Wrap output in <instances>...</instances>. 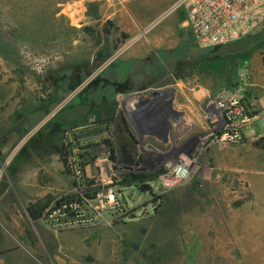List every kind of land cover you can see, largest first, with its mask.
<instances>
[{
	"label": "rangeland",
	"instance_id": "obj_1",
	"mask_svg": "<svg viewBox=\"0 0 264 264\" xmlns=\"http://www.w3.org/2000/svg\"><path fill=\"white\" fill-rule=\"evenodd\" d=\"M175 2L0 0V143L54 99V78L84 74L103 54L128 59L134 48L193 57L184 73L200 111L188 142L168 138L169 129L159 140L146 132L139 166L122 162L112 131L102 152L88 151L83 160L87 139L76 135L91 104L79 103L84 83L63 90L61 106L77 104L60 115L71 125L59 134L50 126L37 137V127L26 128L8 152L0 147V264H264V46L193 48L192 32L181 23L186 12ZM241 83L250 120L238 140L224 144L211 106L219 91ZM69 141L65 161L57 149ZM194 149L190 176L165 186L170 154Z\"/></svg>",
	"mask_w": 264,
	"mask_h": 264
},
{
	"label": "flooded vegetation",
	"instance_id": "obj_2",
	"mask_svg": "<svg viewBox=\"0 0 264 264\" xmlns=\"http://www.w3.org/2000/svg\"><path fill=\"white\" fill-rule=\"evenodd\" d=\"M244 44L246 43L236 42L235 46L236 48H240ZM190 45L198 50L201 48L196 44V42L194 45ZM148 54L149 55L146 54L143 57L129 58L125 60L114 57V59H111L110 61V58L103 54V57L100 59L101 64L91 65L89 68L86 67L84 74H64L59 78L56 75L57 78H54V83L57 93L54 99L49 98L45 101V103L43 101V103L38 106L35 111L31 112L24 120L19 123L18 127L12 128L5 133L0 143V147L3 148V154L14 147L16 142L19 141L21 137L29 133L26 128L34 129L37 127V129H35L33 132V134L37 133V137L50 126H53L59 130V134L61 130L64 129L65 123L67 125H71V121H67V123L64 118L60 117V115L68 108H70L68 110L70 111L71 108L77 104H73L74 100H70L67 101L68 103L66 102L61 106L62 100L57 99V97L62 95L63 90L70 91L72 85H77L76 87H78L79 84L81 85L83 83L84 93L81 95L82 98L79 103L91 104L87 113V122H83L84 125H80L82 129L80 133L76 135L80 138L87 139V143L83 145L82 148H80L85 152V154L83 153V155H80L83 160L84 157L87 156L88 151H93L95 154L102 152V147L108 143V141H104L103 136L104 134H109L110 131H112V136L117 140V151L123 155L122 162H124L125 165H131L132 167L139 166L143 162V160L136 157V154L138 150L141 152L144 149V141L146 140L144 136L146 135V132L149 131V125H153L156 129L160 127L164 133L162 137H156L158 140L160 138H167L166 136L170 133L171 136L168 135V138L170 137V139L173 141H190V139L193 138L195 134L193 137H190L189 133L191 131L197 130L199 125H190L191 123L187 122L186 124L190 125L189 127L181 123L180 125H176V123L173 122L174 118H178V121L179 119L182 120V117L180 116V113H177L179 112L177 109H175V111L173 110L174 108L172 101L169 102L165 100H159L158 103L156 102V104L152 105L148 102L142 103L135 101L133 96L134 92L146 90L150 87H166L173 85L179 79H183V77L187 80L189 75L188 73H184L185 62L192 61L194 58H181L178 56V54L166 55L164 52L161 54ZM182 71L183 73H181ZM122 93L127 95L129 94V96H126ZM119 95L121 99L119 98ZM122 96L128 98V101L123 102ZM246 103L247 99L245 101V107ZM211 107L213 110L217 108L213 106ZM56 109L60 110L58 112L59 117L56 116L58 114L55 112ZM212 109H207V112L210 110L209 114H207V117H211L210 113ZM53 112L55 113V117L51 116L48 118V120L51 118L54 119L48 126L46 125V127H44L46 123L43 120ZM160 114H162V116ZM167 115H170L171 117H168ZM77 127L78 126L75 125L73 127L71 126L66 131V134H71L72 130H75ZM166 129H169L168 131H170L168 134ZM218 129L220 130V133L216 137L220 142V137L223 133L220 128ZM149 144L151 145L152 143ZM71 147L72 142L69 141L68 146L62 145L61 148L57 149L58 152L63 151L65 161H67L68 157L71 155ZM194 150L195 151L191 152L180 151L176 154L171 153L170 156L173 159L170 160L177 162L181 155L188 157L190 160L189 170L191 174L194 164L193 155L198 149ZM111 160L112 162L115 161L113 149L111 150ZM166 163L164 164V169L162 170L167 172L168 168ZM85 165L86 164L84 163L81 164L82 167ZM128 169L131 170V168ZM41 208L42 212H44L48 207L43 206ZM34 210L35 212H38L37 209Z\"/></svg>",
	"mask_w": 264,
	"mask_h": 264
},
{
	"label": "built area",
	"instance_id": "obj_3",
	"mask_svg": "<svg viewBox=\"0 0 264 264\" xmlns=\"http://www.w3.org/2000/svg\"><path fill=\"white\" fill-rule=\"evenodd\" d=\"M174 7L185 10L183 23L201 48L236 42L256 33L264 24V0H176ZM214 100L218 103L214 121L223 133L220 141L226 144L238 140L250 120L245 107L246 85L225 87ZM189 164L184 155L177 162L167 161L168 171L161 178L163 184L170 187L186 179L190 174ZM180 170L183 171L176 172Z\"/></svg>",
	"mask_w": 264,
	"mask_h": 264
},
{
	"label": "crops",
	"instance_id": "obj_4",
	"mask_svg": "<svg viewBox=\"0 0 264 264\" xmlns=\"http://www.w3.org/2000/svg\"><path fill=\"white\" fill-rule=\"evenodd\" d=\"M186 17L181 20V23L185 21ZM146 49H132L129 52V57L139 58L143 57L146 53ZM129 59V58H128ZM194 75H192V78ZM149 92L148 94H145ZM196 88L191 84V79L187 78L178 80L175 84L166 87H150L146 90L134 92L133 99L142 103L148 102L149 104H156L158 101H172L173 110L177 109V113H180L183 121L191 123V125H199L200 123V111L197 107ZM172 110V111H173ZM162 116V114H160ZM150 131V132H149ZM148 133L155 137H162L164 133L160 129L154 128L153 125H149ZM158 132V133H157ZM163 133V134H162Z\"/></svg>",
	"mask_w": 264,
	"mask_h": 264
},
{
	"label": "trees",
	"instance_id": "obj_5",
	"mask_svg": "<svg viewBox=\"0 0 264 264\" xmlns=\"http://www.w3.org/2000/svg\"><path fill=\"white\" fill-rule=\"evenodd\" d=\"M248 38H246V39L242 38L236 42H243V43L249 44L253 48L264 46V29L261 32L257 33L256 35H253L251 38H249V39ZM236 42H233V43H230V44L224 45V46H229V45L234 44ZM131 177L132 178H142V175H140V176L132 175ZM40 215H41V211H38L37 213L34 212V217H39Z\"/></svg>",
	"mask_w": 264,
	"mask_h": 264
},
{
	"label": "bare ground",
	"instance_id": "obj_6",
	"mask_svg": "<svg viewBox=\"0 0 264 264\" xmlns=\"http://www.w3.org/2000/svg\"><path fill=\"white\" fill-rule=\"evenodd\" d=\"M215 101V100H214ZM216 102V105H217V107H218V103H217V101H215ZM181 171H183V170H180V171H176L177 173H180Z\"/></svg>",
	"mask_w": 264,
	"mask_h": 264
}]
</instances>
